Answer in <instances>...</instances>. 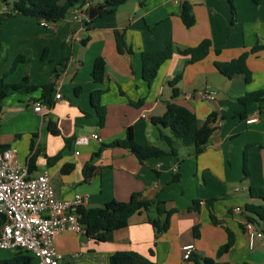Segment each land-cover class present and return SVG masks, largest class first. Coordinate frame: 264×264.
I'll return each mask as SVG.
<instances>
[{"label": "crops", "instance_id": "obj_1", "mask_svg": "<svg viewBox=\"0 0 264 264\" xmlns=\"http://www.w3.org/2000/svg\"><path fill=\"white\" fill-rule=\"evenodd\" d=\"M7 1L12 4L15 0ZM91 2L97 7L102 3ZM184 3L192 6L195 16L190 28L182 18ZM232 4L234 22L229 0H130L85 26L70 18L43 24L22 15L1 23L0 81L13 85L27 77L38 88L3 100L0 147L17 148L19 161L29 167L31 176L48 172L57 200L80 195L87 198L85 208L92 209L113 200L127 202L140 193L143 200L161 201L167 210H177L169 230L162 234L149 222L156 216L154 211L135 214L127 227L110 232L104 242L85 233L63 232L56 240L60 264H109L112 255L125 251L158 264H198L194 258L184 259V248L189 245L195 247L192 256H197L199 264L204 258L225 264H264V237L251 248L248 230L252 224L264 234V221L246 209L248 205L264 206L249 195L251 187L264 191V100L247 107L239 101L246 94L264 90V48L251 53L255 47H264V0H232ZM9 11L0 0V18ZM116 31L123 32L132 53L118 52ZM206 40L211 48L199 62L192 63L190 56L178 53ZM168 46L176 54L162 65L149 86L143 80L142 53ZM244 53H250L249 83L243 75L224 76L215 66ZM97 58L106 63L103 83L93 80ZM175 79L176 97L170 84ZM46 85L53 88L44 96L42 87ZM97 90L105 91L101 96L106 108L102 127L91 102ZM205 90L215 92L216 99H203L200 93ZM59 93L61 100L56 99ZM140 99H145L141 107L129 101ZM39 101L50 105V110L36 112ZM171 103L188 108L200 125L211 120L214 131L202 154L195 156L193 148H182L180 162L166 154L141 163L128 150L112 148L95 158L103 145L125 139L128 129L138 144L168 151L153 118L165 115ZM253 117L258 121L248 123ZM50 122L59 135L50 132ZM163 132L171 136L170 129ZM93 133L102 143L75 145L77 137ZM87 165L95 167L89 180L84 172ZM67 167L70 172H65ZM195 202L196 209L191 210ZM228 231L235 243L218 259L219 249L228 242Z\"/></svg>", "mask_w": 264, "mask_h": 264}, {"label": "trees", "instance_id": "obj_2", "mask_svg": "<svg viewBox=\"0 0 264 264\" xmlns=\"http://www.w3.org/2000/svg\"><path fill=\"white\" fill-rule=\"evenodd\" d=\"M88 0H15L10 4L7 0H2L3 4L10 8L9 12H6L0 18L1 23L15 15H22L37 19L43 24H53L63 21L69 18V15L73 8L78 5L87 3ZM102 3L98 5L99 17H103L106 14L112 13L115 9L130 0H101ZM233 11V22L235 17V7L232 4V0H229ZM183 21L185 25L190 28L195 25V16L193 14L192 6L188 3L183 4ZM115 40L117 44V50L120 54L132 53V50L127 47L123 32H115ZM211 42L206 40L202 42L196 48H190L186 50H179L178 53L183 56H190L191 62L196 63L205 59L210 51ZM264 47H255L251 53L263 49ZM176 54L175 49L172 46L159 51L143 52L141 56L142 60V75L143 80L152 86L153 82L158 76V73L163 64L173 58ZM250 53H244L238 59L232 60L227 63H215L218 71L229 78L235 75L245 76L246 82L251 81V72L247 66V59ZM22 59V58H21ZM21 59H17L14 67L18 65ZM14 70V68L12 69ZM93 80L96 83H103L106 77V63L103 58H97L93 68ZM178 79L173 80L170 84L175 86ZM38 87L30 85L27 77L19 84H7L4 79L0 81V111L2 109L3 100L13 93H31ZM46 96V93L51 92L52 85H46L42 87ZM104 90H97L92 94V106L95 108L97 116L99 118V126H104L106 117V108L101 105V96ZM178 95V90L174 87L173 96ZM264 100V90L257 93L246 94L239 101L245 107L253 102L261 103ZM135 107H141L145 99H140L135 102L129 100ZM244 116V113L242 114ZM153 122L160 128V140L167 146L168 151L151 146L138 144L133 136L131 129H128L127 136L123 140H116L108 145H103L98 153L95 154V158L100 157L101 153L105 149L122 148L131 152L139 162L144 163L153 158H160L166 154L175 156L180 162L179 150L182 148L194 149V155L198 156L202 154L213 134V127H211V120L209 119L204 124L200 125L197 116L191 112L188 108L178 104H168L167 112L161 117L153 118ZM164 129H170L171 136L164 134ZM49 130L53 135H59L60 131L55 123H49ZM7 146H1L0 151H4ZM247 161V157H246ZM32 163V162H31ZM247 163L245 164V174L248 176ZM70 167H67L65 172H70ZM85 178L91 179L95 172L93 165H87L85 168ZM179 180V174L175 175V181ZM250 198L253 200H261L264 202V191L262 189L250 188ZM197 202L191 210L196 209ZM247 212L255 214L262 221H264V206L248 205L246 207ZM154 211L156 216L149 218V222L157 231V234L167 232L170 227V220L173 214L177 210H167L164 202L161 201H147L141 199L140 193L132 195L131 199L127 202H121L117 200L110 201L98 208L86 209L80 207L78 209L79 220L82 226L85 228L86 235L96 241H106L107 234L112 231L123 229L129 225L131 218L137 213H150ZM253 220V219H251ZM4 224V217L0 215V230ZM229 239L227 244L222 246L217 254V258L227 254L235 243V238L230 231H228ZM197 257V256H196ZM194 258V261L199 264L198 259ZM203 264H225L218 263L214 260L204 258ZM0 264H36L32 256L24 252L12 253L8 257H2L0 255ZM109 264H158L151 261L148 257L141 255L133 251L117 252L110 257Z\"/></svg>", "mask_w": 264, "mask_h": 264}, {"label": "built area", "instance_id": "obj_3", "mask_svg": "<svg viewBox=\"0 0 264 264\" xmlns=\"http://www.w3.org/2000/svg\"><path fill=\"white\" fill-rule=\"evenodd\" d=\"M90 6L91 0L76 6L69 18L81 26L87 25L91 20L85 11ZM75 39L81 41V37ZM200 95L203 99H216V93L209 90ZM56 99L61 100L62 95L57 94ZM43 108L49 111L51 106L39 101L34 109L40 112ZM257 121L258 117H253L247 122ZM92 141L102 143L101 137L93 133L77 137L75 145H89ZM28 168L20 163L17 148L10 147L0 152V215L4 217L0 230V253L24 252L32 256L36 264H60L62 255L56 249L57 237L66 231L86 234L77 211L85 207L87 198L77 195L72 200H57L49 173L31 176ZM236 211L241 209L236 208ZM248 230L250 247L253 248L256 240L263 238L264 234L252 224ZM194 249L193 245L184 248L185 260L191 258Z\"/></svg>", "mask_w": 264, "mask_h": 264}, {"label": "water", "instance_id": "obj_4", "mask_svg": "<svg viewBox=\"0 0 264 264\" xmlns=\"http://www.w3.org/2000/svg\"><path fill=\"white\" fill-rule=\"evenodd\" d=\"M85 13L89 16L90 20H94L99 16V9L97 6L92 5L86 9Z\"/></svg>", "mask_w": 264, "mask_h": 264}, {"label": "rangeland", "instance_id": "obj_5", "mask_svg": "<svg viewBox=\"0 0 264 264\" xmlns=\"http://www.w3.org/2000/svg\"><path fill=\"white\" fill-rule=\"evenodd\" d=\"M190 149H192V148H190ZM191 183V182H190ZM188 186V188H190V189H192L193 190V186H192V184H189V185H187ZM188 192V191H187ZM12 253H0V255L2 256V257H8V256H10ZM36 262V261H35Z\"/></svg>", "mask_w": 264, "mask_h": 264}]
</instances>
